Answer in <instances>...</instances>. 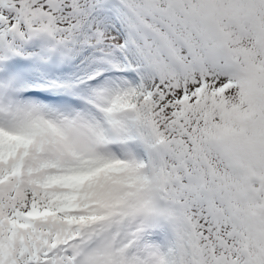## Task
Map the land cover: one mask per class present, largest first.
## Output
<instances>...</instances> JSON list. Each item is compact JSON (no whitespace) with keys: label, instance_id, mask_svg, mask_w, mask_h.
<instances>
[{"label":"snow or ice","instance_id":"obj_1","mask_svg":"<svg viewBox=\"0 0 264 264\" xmlns=\"http://www.w3.org/2000/svg\"><path fill=\"white\" fill-rule=\"evenodd\" d=\"M0 264H264V0H0Z\"/></svg>","mask_w":264,"mask_h":264}]
</instances>
